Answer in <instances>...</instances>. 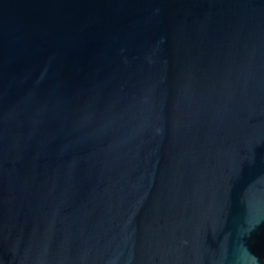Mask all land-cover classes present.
<instances>
[{"label":"water","instance_id":"95a60500","mask_svg":"<svg viewBox=\"0 0 264 264\" xmlns=\"http://www.w3.org/2000/svg\"><path fill=\"white\" fill-rule=\"evenodd\" d=\"M0 264H264V0H0Z\"/></svg>","mask_w":264,"mask_h":264}]
</instances>
